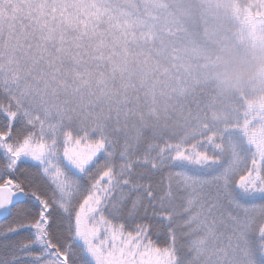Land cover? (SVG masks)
<instances>
[{
    "label": "snow or ice",
    "instance_id": "snow-or-ice-1",
    "mask_svg": "<svg viewBox=\"0 0 264 264\" xmlns=\"http://www.w3.org/2000/svg\"><path fill=\"white\" fill-rule=\"evenodd\" d=\"M193 36L183 0H0V264H264V101Z\"/></svg>",
    "mask_w": 264,
    "mask_h": 264
},
{
    "label": "rangeland",
    "instance_id": "rangeland-1",
    "mask_svg": "<svg viewBox=\"0 0 264 264\" xmlns=\"http://www.w3.org/2000/svg\"><path fill=\"white\" fill-rule=\"evenodd\" d=\"M236 0H183V12L193 32L187 58L189 75L226 97L264 99L252 91H229L217 71L221 53L228 47L244 48L250 41L264 40L261 0L251 6H238Z\"/></svg>",
    "mask_w": 264,
    "mask_h": 264
},
{
    "label": "clouds",
    "instance_id": "clouds-1",
    "mask_svg": "<svg viewBox=\"0 0 264 264\" xmlns=\"http://www.w3.org/2000/svg\"><path fill=\"white\" fill-rule=\"evenodd\" d=\"M216 67L227 90L264 95V40L250 41L242 49L226 48Z\"/></svg>",
    "mask_w": 264,
    "mask_h": 264
},
{
    "label": "trees",
    "instance_id": "trees-1",
    "mask_svg": "<svg viewBox=\"0 0 264 264\" xmlns=\"http://www.w3.org/2000/svg\"><path fill=\"white\" fill-rule=\"evenodd\" d=\"M237 1V5L238 6H242V7H250L251 6V4H253V2L255 1V0H236ZM261 2H264V0H261ZM260 15L261 16H264V3L263 4H261V11H260ZM246 100H248V101H264V99L262 100L261 98H256V97H254V96H252V97H249L248 99H246Z\"/></svg>",
    "mask_w": 264,
    "mask_h": 264
}]
</instances>
